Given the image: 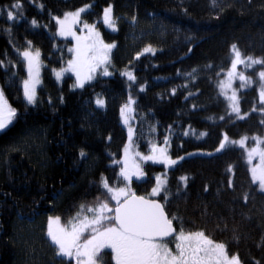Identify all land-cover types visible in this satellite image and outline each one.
<instances>
[{
    "label": "trees",
    "instance_id": "1",
    "mask_svg": "<svg viewBox=\"0 0 264 264\" xmlns=\"http://www.w3.org/2000/svg\"><path fill=\"white\" fill-rule=\"evenodd\" d=\"M16 2L0 0V87L17 110L0 132V264H68L47 236L48 218L67 224L81 204L107 199L102 177L121 185L126 132L120 111L129 97L138 148L147 151L168 138L173 160L214 152L224 136H264V113L252 111L264 107L256 85L239 93L246 113L240 119L217 88L233 45L243 57L264 60V0H19L22 10L11 8ZM109 4L118 18L116 32L103 29L116 42L113 75L78 89L70 75L58 82L53 70L70 57L72 42L56 36L57 18L90 5L82 18L100 23ZM9 10L14 21L7 20ZM149 46L153 51L145 52ZM27 48L43 61L35 104L22 93ZM165 169L145 164L146 177L132 183L135 193L147 197L155 174ZM166 190V201L163 192L148 198L178 218L174 226L182 221L185 231H204L240 264H264V192L251 179L242 148L227 144L218 153L183 157L169 167ZM100 263L115 264L110 250L101 252Z\"/></svg>",
    "mask_w": 264,
    "mask_h": 264
},
{
    "label": "snow or ice",
    "instance_id": "2",
    "mask_svg": "<svg viewBox=\"0 0 264 264\" xmlns=\"http://www.w3.org/2000/svg\"><path fill=\"white\" fill-rule=\"evenodd\" d=\"M213 4L215 5V0ZM22 7L19 0L11 5V8L17 10H22ZM88 7L90 6L80 8L75 12H67L63 19L57 18L56 21L59 25L58 34L64 37L71 36L75 40L74 48L69 49L74 53L73 58L68 61L66 69L55 73L56 78L59 80L64 72H72L76 76V82L73 85L76 88H83L85 83L95 78L98 70L103 76L112 74L108 65L110 63L109 53L114 45L105 44L93 24L87 22L83 24V30H86V34L83 35H77L74 30V26L81 22V14ZM6 17L9 21L16 19L13 11H7ZM103 22L109 28H115L111 7L104 10ZM31 23L35 26L37 22L33 20ZM232 48L234 52V59L231 62L232 70L228 73L227 84L222 87L230 88L234 75H238L242 82L241 87H244L253 81L250 77L237 73V66L242 64L248 68L255 64H264V60L254 59L251 56L242 58L236 45ZM144 51L153 50L149 46ZM21 55L27 61L29 74V78L23 81V95L28 104H35L37 102L36 88L40 83L38 78L40 52L37 50L32 53L25 50ZM0 63L3 62L0 61ZM122 75L127 76L130 81L135 80L131 71H125ZM258 76L259 98L261 103H264V71H260ZM228 99L232 101V112L239 116L240 110L236 103L235 92ZM96 102L98 106L104 104L101 99H97ZM134 103L135 101L129 97L128 103L121 108L122 117H125V109L133 111L130 105ZM16 115L17 110L9 104L3 90H0V130L8 127ZM124 122L128 123L127 118ZM132 136L133 130L129 128L130 144ZM227 140L228 137L225 136L218 151L225 147ZM245 140L246 138L240 140L241 147H244ZM260 145H264V141H260L257 147L248 150L247 158L249 163L255 157L259 158V164L251 167L250 171L252 180L258 181L259 187L264 190V146ZM80 155L84 157L85 153L81 151ZM136 157L140 161H152L169 167L177 164V160L168 156L166 148L153 145L148 155H142L139 152L131 155L129 146H125L123 166L119 171V177L123 181L122 187L110 186L107 178L102 177L101 184L106 190L104 195L107 199L101 200L97 197L95 205L81 204L76 216L71 218L67 224H62L59 216L48 218L47 236L56 247L57 255L67 258L68 264H72V261L75 264H100L102 250L110 249L115 264H240L239 256L229 255L224 243L216 242L204 231H185L182 221L180 227L177 228L174 226V221L178 218L170 217L165 211L164 204L156 199L137 195L133 191L131 187L133 177L140 180L145 175ZM181 179L187 180L186 177H181ZM166 184V180L157 176L156 185L152 188L150 196H160L163 192V199L166 201ZM111 201H115L114 206H110ZM171 243H174V249L169 246Z\"/></svg>",
    "mask_w": 264,
    "mask_h": 264
},
{
    "label": "rangeland",
    "instance_id": "3",
    "mask_svg": "<svg viewBox=\"0 0 264 264\" xmlns=\"http://www.w3.org/2000/svg\"><path fill=\"white\" fill-rule=\"evenodd\" d=\"M86 6H90V5H86ZM83 7H85V6H83ZM83 7H82V8H83ZM108 7H111V9H112V16H113V18L115 19V28H109V27H108L107 25H105L104 22H103L104 10H105L106 8H108ZM90 9H91V7H88L86 11H88V10H90ZM77 10H78V9H77ZM77 10L66 11L65 13H67V12H75V11H77ZM9 11H11V10H9ZM86 11H85V12H86ZM85 12H84V13H85ZM13 13H14V12H13ZM65 13H64L61 17H58V18H59V19H63ZM84 13L81 14V22L74 26V30L76 31L77 35H83V34H86V30H83V24H84L85 22H87L88 24H93V25H95L96 30L100 33V38L104 41V43H105V44H112V45H114V47L111 49V51H110V53H109L110 63H109V65H108V67H109V71L112 73L111 75H113V67H111V54H112L113 49L115 48L116 42H115V41H112V40H111V41H108V40H106V39L104 38V36H103V29H105V30H107V31H109V32L114 33V32L117 31V28H118V18H117V16L115 15V12H114V10H113V6H112V4H109V5H106V6L103 8V13H102L101 19H100V21H99L100 23H98V22H95V23H89L88 20H85V19L82 18V15H83ZM14 15H15V13H14ZM37 25H38V24L36 23L35 26H37ZM58 30H59V25L57 24V28H56V31H55V32H56V36L59 37V38H65V39L70 40V41L72 42V44H70L69 49L74 48V46H75V40H74L71 36L64 37V36L59 35V34H58ZM82 30H83V31H82ZM25 50L31 51L32 53H35V52L37 51V50L31 49V48H27V49H25ZM25 50H24V51H25ZM22 52H23V51H22ZM22 52H21V53H22ZM69 53H70V57L67 59V61L65 62V64H64L62 67L53 70V74H54L55 78H56V74H55L56 72L61 71L62 69H66V68L68 67V61H69L70 59H72V58H73V55H74V53H72V52H70V51H69ZM247 57H248V56H247ZM251 57H252V56H251ZM242 58H246V57H243V56H242ZM253 58H254V59H259V58H256V57H253ZM22 59L25 61V77H24V79H23V81H24L25 79H28V78H29V74H28L27 61L23 58V56H22ZM233 59H234V52H233V55H232V60H233ZM259 65H260V64H255V65H252L251 67H248V68H245V66L242 65V64L237 66V69H236V72H237V73H242V74L245 75L246 77H250V78L252 79V81H253L251 84H247V85H245L244 87H241V83H242V82L240 81L238 75H234V77L232 78V84H231V87H230V88H228V87H226V86L222 87V85H226V84H227V81H228V79H229V77H228V73H229V71L232 70V69H231V65H230V67H229L226 71H224L223 75H222V76L218 79V81H217V88H218L219 93H220V94L226 99V101H227V103H228V107H229V112H230L232 115H234V117L237 118V119H240V117H245V116H246V113H243V112L240 110V105H239V97H240V95H239V93H240L241 91H243V90L248 89V88L251 87L252 85H256V89H257L258 94H259V76H258V73H259L260 71H264V68H260ZM42 67H43V61H42V57H41V55H40V57H39V65H38V72H39L38 78H39L40 83L37 85V88H36V97H37L38 89H39L40 86H41V71H42ZM34 74H35V69H34ZM67 75H70V76L72 77V80H73V81H72L73 83H72V85H71V88H73V89H78V88H76V87H73V85H74L75 82H76V76H75V74L72 73V72H64V73L62 74V77H61L59 80L56 78V80H57L58 82H61V81L63 80V78H64L65 76H67ZM111 75H110V76H111ZM97 77H107V76H103V75L101 74V71L98 70L97 73L95 74V78L92 79L91 81L85 83V85H87V84L93 82ZM23 81H22V93H23ZM0 90H2L1 87H0ZM233 92H235L236 97H237L236 103H237V106L239 107V110H240L239 116H238L236 113L232 112V109H231L232 101H230V100L228 99V97H230V96L233 94ZM23 98H24V100L27 102V100L25 99L24 95H23ZM259 99H260V98H259ZM132 100H133V99H132ZM103 101H104V100H103ZM133 101H134V100H133ZM27 103H28V102H27ZM127 103H128V102H127ZM127 103H126V104H127ZM126 104H125V105H126ZM97 106H98V105H97ZM98 107H99V108H104V107H105V103L103 104V106H98ZM130 108H131L133 111H129L128 109H125V117H122V116H121V111H120V120H121V123H122V125H123V127H124V129H125V132H126V140H125V143H124V146H123V149H122V161H123V159H124V148H125V146H129V151H130V154H131V155H134V154L137 153V152L141 153L142 155H148V154L151 153V148H152V146H153V145H156L157 147L166 148V149H167V154H168V156L170 157V155H169V144H170V142H169V139H168V138H165V140L167 139V143H165V140H164L162 143H160V144L155 143V142H151L147 151H142V150H140V149L138 148V146H137V144H136V142H135V139H134V134H135V133H134V125H133L134 104L130 105ZM252 111H257V112L264 113V107H263V108H254ZM125 118H127V120H128V123H127V124H125V122H124V119H125ZM8 126H9V125H8ZM6 128H7V127H6ZM6 128H5V129H6ZM129 128H131V129L133 130V136H132L131 144H130V142H129ZM3 130H4V129H3ZM3 130H0V132L3 131ZM224 137H225V136H224ZM224 137H223L222 142H224ZM227 137H228V136H227ZM242 138H246L244 147H241V146H240V143H239L240 140H241ZM260 141H264V136H260V135H256V134H255V135H243V136H240V137L235 138V139L228 137V140L225 142V145H227V144H235V145H237V146H239L240 148L243 149L244 156H245V160H246L247 165H248V169H249V173H250V177H251V179H252V174H251L250 169H251V167H253V166H257V165L259 164V158H258V157H255V158L252 160V162L249 163V162H248V158H247V151L250 150V149H252V148H254V147H257V146L259 145V142H260ZM233 142H235V143H233ZM260 146H264V145H260ZM219 148H220V146H219L217 149H219ZM217 149H216L214 152L194 151V152H191V153H189V154H187V155H185V156H190V155H194V154L210 155V154L218 153V152H220V151L222 150V149H220V150L218 151ZM185 156H183V157H185ZM170 158H171V157H170ZM180 158H181V157H178V158H176V159H174V160H177V162H178V161L181 160ZM136 159H137V162H139V163L141 164V167L143 168V171H144V165H145V164H147V163H153L152 161H147V162L140 161L138 157H136ZM155 164H158V163H155ZM173 166H174V165H173ZM171 167H172V166H171ZM168 169H169V166H166V169H165V170H163V171H158V172L155 174V179H156L157 176H159V177H161V179L167 181ZM144 173H145V171H144ZM145 177H146V173H145L144 177H142L140 180L144 179ZM121 179H122V178H121ZM134 180L139 181V180L136 179V177H133V181H134ZM255 183L257 184L259 190L264 192V190H261V188L259 187V182L256 181ZM155 185H156V180H155V183H154V185L152 186V188L155 187ZM119 186H121V187L123 186V181H122L121 185H119ZM114 187H115V186H114ZM131 187H132V185H131ZM152 188L149 190L148 193H146V196H147V197H151V196H150V193H151ZM132 189H133V187H132ZM133 191H134V189H133ZM113 202L115 203V201H113ZM52 217H53V216H52ZM49 239H50V238H49ZM50 241H51V240H50ZM169 246L172 247L173 249H174V247H175L174 243H171ZM104 250H110V249H104ZM56 251H57V250H56ZM102 251H103V250H102ZM110 251H111V250H110ZM58 256H59V255H58ZM66 259H67V258H66ZM73 264H75L74 261H73ZM100 264H101V263H100Z\"/></svg>",
    "mask_w": 264,
    "mask_h": 264
},
{
    "label": "water",
    "instance_id": "4",
    "mask_svg": "<svg viewBox=\"0 0 264 264\" xmlns=\"http://www.w3.org/2000/svg\"><path fill=\"white\" fill-rule=\"evenodd\" d=\"M161 203V202H160Z\"/></svg>",
    "mask_w": 264,
    "mask_h": 264
}]
</instances>
